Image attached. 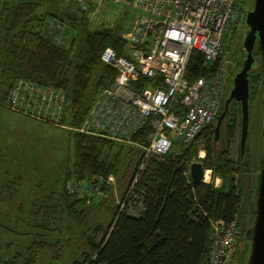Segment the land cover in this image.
<instances>
[{
  "label": "trees",
  "instance_id": "trees-1",
  "mask_svg": "<svg viewBox=\"0 0 264 264\" xmlns=\"http://www.w3.org/2000/svg\"><path fill=\"white\" fill-rule=\"evenodd\" d=\"M48 2L50 0H0V79L5 87L0 100L6 102L19 80L55 87L66 95L65 112H69L70 124L75 128L82 124L99 92L113 81L116 73L101 62L100 55L107 47L124 55L125 30L117 25L92 31L81 21L71 24L69 20H75L74 16L65 18L47 14L53 16L49 20L36 15L37 10ZM55 19L71 24L72 28L64 32L66 36L59 44L54 40L55 31L49 29L47 22L58 23ZM256 47L260 64L255 59L248 75L249 100L251 89L257 87L260 74H264L257 44L254 49ZM257 64L259 67L254 71ZM203 73L202 56L194 52L186 77L193 82ZM227 91L221 101L219 115L224 110ZM238 105L235 101L229 104L217 142L214 133L216 121L190 142V146L199 141L204 142L206 154L203 169L212 170L213 176L218 175L223 182L221 187L215 188L212 182H201L197 187L192 184L189 176V150L183 149L179 154L171 152L175 146H182L178 141L174 142L171 153L149 156L141 170L142 157L139 156L127 186L134 183V196L130 203L135 209L141 207V212H128V203L120 210L127 192L125 188L119 203L113 207L115 214L108 230L99 241L88 236L81 259L72 264H209L214 240L210 220L229 222L236 216L240 224V218H248L250 215L254 218L256 215L253 211L256 198L252 202L244 193L241 183L237 184L243 181L248 165L243 164L240 158L236 163L230 159L231 146L240 126ZM73 133L74 162L63 171L61 190L57 193L60 205L54 206L52 212H55V208H61L60 212L70 223L80 224L78 221L82 220L84 207L105 205L112 196V188L106 190V197L96 202L93 197L69 194L66 191L67 182L93 176L106 178L116 174L117 169L123 165V153L129 154L133 147L126 143ZM147 133L148 128H144L133 136L132 141L144 145ZM46 199L51 200V197ZM40 207L45 208L40 204L37 209L40 210ZM48 207L42 214L45 222L50 219ZM38 210L34 211L37 213L34 217L41 213ZM39 227L43 229L44 225ZM241 228L238 246L243 232L248 242L251 238V227L246 230ZM94 231H98V228ZM48 247L45 242L34 240L24 254L17 251L12 255L13 258L3 259L0 264H37L36 254ZM237 255L236 250L235 259H238Z\"/></svg>",
  "mask_w": 264,
  "mask_h": 264
},
{
  "label": "built area",
  "instance_id": "built-area-1",
  "mask_svg": "<svg viewBox=\"0 0 264 264\" xmlns=\"http://www.w3.org/2000/svg\"><path fill=\"white\" fill-rule=\"evenodd\" d=\"M112 1L136 9L139 15L131 30L123 34L125 54L110 47L101 53V62L116 75L99 92L82 124L72 131L138 144L132 141L133 136L148 128L146 143L138 145L142 149L141 170L149 156L166 155L174 141L189 144L217 120L229 79L225 42L243 0ZM48 24L49 29L56 24L64 31L60 23ZM54 40L59 44L62 39ZM194 52L202 56L204 73L190 82L186 72ZM30 99L38 105L36 114L42 121L63 127L67 98L62 90L19 80L8 95L11 107ZM113 185L112 175L93 176L70 180L66 191L98 202ZM133 185L120 210L128 203ZM210 225L214 240L209 264H235L242 233L236 216L229 222L210 220Z\"/></svg>",
  "mask_w": 264,
  "mask_h": 264
},
{
  "label": "rangeland",
  "instance_id": "rangeland-1",
  "mask_svg": "<svg viewBox=\"0 0 264 264\" xmlns=\"http://www.w3.org/2000/svg\"><path fill=\"white\" fill-rule=\"evenodd\" d=\"M80 1L81 4L79 0H50L37 10L36 15L49 20L53 16L47 14L65 18L74 16L75 20H69L71 24L81 21L80 23L87 24L92 31L101 27L109 28L120 25L125 33L131 30L139 15L136 9L114 3L112 0ZM253 3L254 0L241 2L238 7L237 20L225 42L226 56L230 61L228 65V85L231 81L230 87L246 55L243 48V40L248 31L245 19ZM49 20L48 23L51 22ZM55 20L60 23V26L62 25L64 31L61 32L56 24L50 30L55 31L54 38L63 40L68 28L72 29L71 24ZM44 30L47 29L44 28ZM257 50V47L253 50V56L260 64ZM259 64L254 67V71L257 70ZM260 75L257 87L251 89L252 94L248 104V136L246 152L241 160L243 164L248 165V169L243 175V181L237 182L238 185L241 183L244 193L252 202H255L256 198L261 157L264 151V74ZM252 85L251 82V88ZM4 90L3 81L0 79V97ZM10 105L8 98L6 102L0 100V261L13 258L12 255L17 251L24 254L26 249L32 246L34 240H39L49 247L36 254L37 264H72L75 260L81 259L88 236H93L96 241H99L108 230L115 214L113 209L115 198L121 195L124 188L126 190L130 188L131 185L127 186L128 181L139 156H142V149L138 146L140 144H127L133 147L132 151L129 154L128 152L123 153V165L121 164L116 174L112 175L114 185L111 195L114 200L106 202L103 206L84 207L82 220L78 221L80 224L70 223L60 212L61 208H55V212H52L54 206L60 205L57 193L61 190L63 171L70 168L74 162L72 140L74 126L70 124L69 112H66L65 122L60 128L38 117L36 114L38 105L32 99L28 103L15 104L14 107ZM239 133L240 126L236 130L231 146L230 159L234 163L239 162ZM183 149L189 150V163L203 164L205 157H199V155L205 156L206 154L203 141L196 142L194 146H190V143L175 146L171 152L179 154ZM205 170L210 171L208 179L204 176L205 183L212 182L215 188L223 185L218 175L213 176L212 170ZM133 188L134 186L127 199L132 208L130 199L134 196ZM48 197H51V200L46 199ZM44 200L47 201L44 202ZM40 204L45 208L47 205L50 206L47 208V212L51 213L50 219L46 222L42 220V214L46 209L42 207L40 210L37 209ZM37 210L41 213L34 217L37 214L34 211ZM253 211L256 212V207ZM130 213L137 214L136 212ZM254 220L255 217L252 218L250 215L248 218H240L239 221L246 230L252 226ZM42 225H44L43 229L39 227ZM96 228L98 231H94ZM245 236L243 232L235 264H247L250 241L248 242Z\"/></svg>",
  "mask_w": 264,
  "mask_h": 264
},
{
  "label": "water",
  "instance_id": "water-1",
  "mask_svg": "<svg viewBox=\"0 0 264 264\" xmlns=\"http://www.w3.org/2000/svg\"><path fill=\"white\" fill-rule=\"evenodd\" d=\"M246 25L248 31L243 40V48L246 57L242 63V68L236 73L232 81V88L227 92V99L224 103L223 112L217 117L214 128L215 141L219 139L221 124L228 112L229 104L236 101L240 104V140L239 156L242 159L246 152V140L249 125V79L248 75L255 58L252 51L257 44L260 50L261 62L264 70V0H254L253 7L246 14ZM264 129V128H263ZM189 176L192 184L197 187L204 181L205 172L203 165L199 162L189 166ZM256 215L251 226L250 252L247 264H264V151L261 157V169L259 173V183L256 197Z\"/></svg>",
  "mask_w": 264,
  "mask_h": 264
},
{
  "label": "crops",
  "instance_id": "crops-1",
  "mask_svg": "<svg viewBox=\"0 0 264 264\" xmlns=\"http://www.w3.org/2000/svg\"><path fill=\"white\" fill-rule=\"evenodd\" d=\"M209 171V170H208ZM210 172V171H209ZM125 189V188H124ZM123 192H124V190L122 191V193H121V195H117V197L115 198V205H117L118 203H119V201H120V199H121V197H122V194H123ZM112 200H114V198L111 196L110 197V199L108 200L109 202L110 201H112ZM141 207H139L138 209H135V208H132V207H130L129 209H128V212H141Z\"/></svg>",
  "mask_w": 264,
  "mask_h": 264
},
{
  "label": "flooded vegetation",
  "instance_id": "flooded-vegetation-1",
  "mask_svg": "<svg viewBox=\"0 0 264 264\" xmlns=\"http://www.w3.org/2000/svg\"><path fill=\"white\" fill-rule=\"evenodd\" d=\"M232 87H230V85H228L227 84V88H226V90H228L227 92H229V90L231 89ZM226 99H227V97H226ZM226 99H225V101H226ZM236 102V101H235ZM238 103V102H237ZM239 104V103H238ZM239 106H240V104H239ZM217 121V120H216ZM240 121H241V119H240ZM239 140H240V133H239ZM217 142V141H216ZM204 157V156H203ZM239 158H240V156H239ZM240 160H242L241 158H240ZM260 173V172H259ZM258 183H259V178H258ZM257 188H258V186H257Z\"/></svg>",
  "mask_w": 264,
  "mask_h": 264
},
{
  "label": "bare ground",
  "instance_id": "bare-ground-1",
  "mask_svg": "<svg viewBox=\"0 0 264 264\" xmlns=\"http://www.w3.org/2000/svg\"><path fill=\"white\" fill-rule=\"evenodd\" d=\"M205 173H206V174H205V178L208 179V177H209V176H208L209 171H206Z\"/></svg>",
  "mask_w": 264,
  "mask_h": 264
},
{
  "label": "clouds",
  "instance_id": "clouds-1",
  "mask_svg": "<svg viewBox=\"0 0 264 264\" xmlns=\"http://www.w3.org/2000/svg\"><path fill=\"white\" fill-rule=\"evenodd\" d=\"M207 170H205L204 172H206Z\"/></svg>",
  "mask_w": 264,
  "mask_h": 264
}]
</instances>
